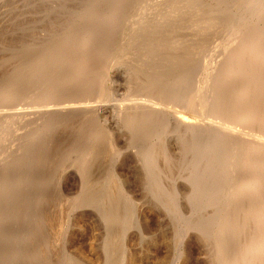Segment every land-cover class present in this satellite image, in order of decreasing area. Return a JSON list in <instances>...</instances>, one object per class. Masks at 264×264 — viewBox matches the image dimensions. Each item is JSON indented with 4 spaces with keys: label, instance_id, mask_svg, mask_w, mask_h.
<instances>
[{
    "label": "rangeland",
    "instance_id": "374dc122",
    "mask_svg": "<svg viewBox=\"0 0 264 264\" xmlns=\"http://www.w3.org/2000/svg\"><path fill=\"white\" fill-rule=\"evenodd\" d=\"M263 71L264 0H0V264H240L252 221L230 214L254 192L223 194ZM184 105L203 139L177 128Z\"/></svg>",
    "mask_w": 264,
    "mask_h": 264
},
{
    "label": "bare ground",
    "instance_id": "6f19581e",
    "mask_svg": "<svg viewBox=\"0 0 264 264\" xmlns=\"http://www.w3.org/2000/svg\"><path fill=\"white\" fill-rule=\"evenodd\" d=\"M208 27V26H207ZM209 28V27H208ZM227 34V33H226ZM256 35V34H255ZM261 35V34H260ZM255 38H257L258 39V36L257 37H255ZM257 39H255V40H257ZM230 41V40H229ZM234 41V40H233ZM243 47V46H242ZM240 48V47H239ZM238 49V48H237ZM241 49V48H240ZM242 49H244V48H242ZM263 51V50H262ZM238 52V51H237ZM240 52V54H241V51H239ZM238 52V53H239ZM243 53V52H242ZM252 61V60H251ZM230 67V66H229ZM230 70V69H229ZM229 72V71H228ZM264 72V71H263ZM231 73V72H230ZM230 73H228V74H230ZM254 73V72H253ZM253 73H252V77L250 76V80H249V78H248V80H249V83H250V86H251V83H253L254 84V81H255V78H257L256 77V74H254L253 75ZM255 73H258V72H255ZM251 74V73H250ZM180 75V74H179ZM227 76H229V75H227ZM175 77V76H174ZM219 77V76H218ZM219 78H221V77H219ZM241 79V78H240ZM252 79H253V81H252ZM162 80V79H161ZM243 80V79H242ZM245 80V84L247 83L246 82V79H244ZM107 81V80H106ZM105 81V82H106ZM175 81V80H174ZM212 82H214L213 80H211ZM211 81L210 82H208L209 84L211 83ZM222 82V81H221ZM239 82H241V81H239ZM208 83H206V84H208ZM223 83V82H222ZM158 84V83H157ZM216 85H217V83H215ZM219 84H221V83H219ZM239 84V83H238ZM147 85V84H146ZM165 85V84H164ZM212 85V84H211ZM240 86H241V84H239ZM238 85V86H239ZM143 86H145V85H143ZM158 86V85H157ZM176 86V85H175ZM182 86V85H181ZM201 86V85H200ZM203 86V85H202ZM207 86V85H206ZM205 86V87H206ZM213 86V85H212ZM218 86V85H217ZM223 86V85H222ZM221 86V87H222ZM146 87V86H145ZM163 87V86H162ZM199 87V86H198ZM209 87V86H208ZM215 87V86H214ZM244 87H246V86H244ZM252 87H253V85H252ZM254 87H255V85H254ZM147 88V87H146ZM178 88V87H177ZM228 87H226L225 89H227ZM241 88V87H240ZM258 88H259V86H258ZM258 88H256V89H258ZM188 89V88H187ZM196 89V88H195ZM203 89H205V88H203ZM215 89V88H214ZM233 89H235V88H233ZM233 89H231L230 91H232ZM241 89H243V91L244 92H247V91H245V88H241ZM249 89H251V88H249ZM143 90V89H142ZM147 90V89H146ZM199 90V89H198ZM197 90V91H198ZM208 90V89H207ZM206 90V91H207ZM218 90H220V89H218ZM223 90V89H222ZM247 90V89H246ZM253 90V89H252ZM255 90V89H254ZM252 91V93L253 92H255V91ZM259 90V89H258ZM209 91V90H208ZM211 91H213V90H211ZM215 91V90H214ZM228 91H229V89H228ZM229 91V92H230ZM236 91V92H235ZM234 92H235V94H238L237 92L239 91H237V90H235ZM260 91H262V90H260ZM260 91L259 92H257V93H260ZM140 92V91H139ZM158 92V91H157ZM160 92V91H159ZM172 92V91H171ZM190 92H191V90H190ZM202 92V91H201ZM241 92V91H240ZM248 92H250V91H248ZM102 93V92H101ZM156 93V92H155ZM167 93H169L168 91H167ZM173 93V92H172ZM197 93V92H196ZM195 93V94H196ZM203 93H205V92H203ZM210 93H212V92H210ZM216 94H217V92H215ZM214 93V94H215ZM233 93V92H232ZM242 93V92H241ZM256 93V92H255ZM255 93H253V94H255ZM80 94V93H79ZM148 94V93H147ZM146 94V95H147ZM149 94H151L150 92H149ZM197 94H200V93H197ZM207 94V93H206ZM224 94V93H223ZM223 94H222V96H223ZM229 94V93H228ZM234 94V95H235ZM247 94V93H246ZM262 94H263V96H264V93L262 92ZM82 95V94H81ZM177 95V94H176ZM175 95V96H176ZM219 95V94H218ZM243 96L245 95V94H242ZM242 95H241V98H242ZM247 95H249V96H244V98L246 97H250V95L251 96H253L252 94H247ZM144 97H145V94L143 95ZM148 96V95H147ZM146 96V97H147ZM152 96H153V94H152ZM151 96V97H152ZM157 96H158V94H157ZM186 96H187V94H186ZM199 96V95H198ZM201 96L202 97H204V95L203 94H201ZM213 96V95H212ZM221 96V97H222ZM225 96V95H224ZM239 96V95H238ZM258 96H259V94H258ZM257 96V97H258ZM262 96V95H261ZM56 97V96H55ZM142 97V96H141ZM143 97V99H145ZM155 97V96H154ZM165 97H167V96H165ZM164 97V98H165ZM183 97H185V94H184V96ZM233 97V96H232ZM255 97H256V94H255ZM40 98V97H39ZM46 98V97H45ZM50 98V97H49ZM130 98V97H129ZM149 98V97H148ZM163 98V99H164ZM182 98V97H181ZM195 98V97H194ZM193 98V99H194ZM218 98V97H217ZM224 98V97H223ZM228 98V97H227ZM240 98V97H239ZM240 98V99H241ZM245 98V99H246ZM254 98V97H253ZM47 99H48V97H47ZM85 99V98H84ZM150 99V98H149ZM152 99H154V98H152ZM197 99V98H196ZM196 99H194V100H196ZM211 99V98H210ZM218 99H220V98H218ZM234 99V98H233ZM232 99V100H233ZM239 99V100H240ZM249 100H251V101H247V102H245V100H243L242 99V104L243 105H241V107H240V109H238V105H236V109H237V114L235 115V112H234V115H235V117L238 119V120H246V121H244L245 123H243V120L241 121L242 123H240V122H238V121H236V124L239 126V128H241V130L242 129H245V128H247V131L248 132H250V133H253V134H255V140H253V139H251L250 138V140H253V141H251L250 142V144H248L247 145V147H246V149H247V151H244V152H247L246 154V159H244V160H246V162L248 163V169L247 168H245V169H247L246 171H247V174L246 175H244V177H241L238 181L236 180V181H234V183H232V185L234 186L233 187V194H232V196H230V194H229V192H230V190H229V192L227 193H224L223 195H225V194H227L226 195V200L228 201V202H230L231 203V201L232 202H234L233 200H231L232 198H234V197H236V199L237 198H239V199H244V198H246V197H250V193H252V192H254L253 194H251V201H249L248 200V202L247 201H245V200H243V202L245 201V202H247L246 204H244L243 202H241V203H243L244 205L243 206H241L240 207V205L239 206H237L236 208H233V211H232V213L230 214V216H231V218H233V220H234V218H238L240 215H241V217L243 218V219H241V220H244V222L242 223V224H247V223H250V220L252 221V224H250V228H252V230L250 229V231H251V236H250V231H248L247 233H249V237L246 239V242L244 243V244H242V250H239V248H238V250L236 249V247L234 248V250L232 251V252H234V253H232L233 255L232 256H234L235 254H238V260L240 261H237V262H239L240 264H264V97H258V99H256L255 98V102L253 103V101H252V97L251 98H248ZM247 99V100H248ZM156 100H158V99H156ZM156 100H154V101H156ZM159 100H160V98H159ZM158 100V102H161V100L159 101ZM175 100V99H174ZM178 100H181L180 98L178 99ZM203 100V99H202ZM215 100H216V98H215ZM222 100V99H221ZM224 100H226L225 98H224ZM228 100H230L229 98H228ZM239 100L237 99V101L239 102ZM257 100V101H256ZM84 101V100H83ZM125 101V100H124ZM153 101V100H152ZM182 101L184 102V100L182 99ZM185 101H187V100H185ZM189 101H191V100H189ZM193 101V100H192ZM197 101V100H196ZM208 100L206 99V102H207ZM231 101V100H230ZM236 101V102H237ZM135 102V101H134ZM157 102V101H156ZM178 102V101H177ZM199 103H200V101H198ZM197 102V103H198ZM204 102V101H203ZM202 102V103H203ZM215 102V101H214ZM218 102V101H217ZM221 102V101H220ZM233 102H235V101H233ZM241 102H240V104H241ZM37 103H39V102H37ZM48 103V102H47ZM148 103H150V101L148 102ZM148 103H146V104H148ZM196 103V102H195ZM210 103V102H209ZM227 104L229 103V102H226ZM231 103V102H230ZM125 104V103H124ZM153 104V103H152ZM156 104H158V103H156ZM172 104V103H171ZM179 104H182L183 105V103H180L179 102ZM201 104V103H200ZM199 104V105H200ZM205 104V103H204ZM203 104V105H204ZM211 104H213L212 103V99H211ZM40 105V104H39ZM136 105V104H135ZM150 105V104H149ZM161 105V104H160ZM168 105V104H167ZM177 105V104H176ZM195 105V104H194ZM208 105H210V104H208ZM223 105H224V103H223ZM222 105V106H223ZM226 105V104H225ZM230 105H232V103L230 104ZM34 106V105H33ZM138 106V105H137ZM145 106V105H144ZM157 106V108H158V105H156ZM185 106L186 105H184V108H185ZM214 106H215V104H214ZM217 106H218V104H217ZM217 106H215L216 107V109H217ZM233 106H234V104H233ZM139 107V106H138ZM141 107V106H140ZM143 107V106H142ZM154 107V106H153ZM162 107V106H161ZM177 107H179L178 105H177ZM176 107V108H177ZM188 107V106H187ZM198 107V106H197ZM213 107V106H212ZM215 107H213V108H215ZM229 107V106H228ZM136 108V107H135ZM134 108V109H135ZM144 108V107H143ZM165 108V107H164ZM163 108V109H164ZM183 108V107H182ZM200 108V107H199ZM209 108H210V106H209ZM208 108V110H210ZM223 108V107H222ZM221 108V109H222ZM156 109V108H155ZM154 109V110H155ZM175 109V108H174ZM178 109V108H177ZM185 109H187V110H185L184 111V109L183 110H177V112L175 113V117L173 118V120L174 119H176V121H177V123H176V126H177V128L179 129V126L177 125V124H181V125H185V127L184 128H186L187 126H188V128L187 129H189V127L191 128V131L190 132H192V127H194L193 128V130H196V135H197V131L198 132H200V133H198V135L200 136L201 135V132H203L204 131V128H210V127H205V126H207V124L205 125V123L204 122H202V121H199V120H201L199 117H201V114H202V112H201V114H200V116H197L194 112H197V109L196 108H194V107H191V108H189L190 110H188V108H185ZM203 109V108H202ZM205 109V108H204ZM204 109L202 110V111H204ZM212 109V108H211ZM219 109V108H218ZM235 109V110H236ZM149 110V109H148ZM153 110V109H152ZM153 110V111H154ZM156 110H158V109H156ZM160 110V109H159ZM172 110H173V108H172ZM171 110V111H172ZM199 110V109H198ZM201 110V109H200ZM199 110V111H200ZM227 110H229V109H227ZM231 110V109H230ZM229 110V111H230ZM234 110V109H233ZM128 111V110H127ZM150 111H151V109L149 110V113H150ZM186 111H187V113H186ZM193 111V112H192ZM211 111V110H210ZM210 111H209V114L208 115H210ZM212 111H214V110H212ZM211 111V112H212ZM217 111H219V110H217ZM141 112V111H140ZM143 112V111H142ZM167 112H169V111H167ZM205 112H206V110H205ZM216 112V111H215ZM224 112V111H223ZM223 112L221 111L220 113H219V115L220 114H223ZM225 112H226V110H225ZM230 112H232V111H230ZM148 112H147V114H146V112L144 113V114H146V115H148L149 114ZM165 113V112H164ZM172 113V112H171ZM204 113V112H203ZM217 113V114H218ZM151 114H152V111H151ZM155 114V113H154ZM204 114H206V113H204ZM213 114H214V116L215 117H217L216 116V114L215 113H212V116H213ZM227 114V113H226ZM231 114V113H230ZM229 114V115H230ZM234 115H233V117H234ZM129 116V115H128ZM145 116V115H144ZM151 116V115H150ZM166 116H167V114H166ZM165 116V117H166ZM197 116V117H196ZM205 116V115H204ZM207 116V115H206ZM226 116V115H225ZM224 115H223V117H225ZM228 116V115H227ZM226 116V117H227ZM230 116H232V115H230ZM211 117V116H210ZM214 117V118H215ZM222 117V118H223ZM232 117V118H233ZM148 118V117H147ZM212 118V117H211ZM221 118V119H222ZM231 118V117H230ZM169 119V118H168ZM199 119V120H198ZM206 119V118H205ZM209 119V118H208ZM216 119V118H215ZM207 120V119H206ZM9 121V120H8ZM175 121V120H174ZM224 121H226V120H224ZM230 121V120H229ZM232 121V120H231ZM230 121V122H231ZM234 120H233V122H235ZM2 122H5V121H2ZM207 122V121H206ZM210 122H213V120L212 121H210ZM215 122H219V121H216L215 120ZM230 122H228V123H230ZM208 123V122H207ZM216 123V124H217ZM224 123V122H223ZM227 123V124H228ZM172 124H174V123H172ZM215 124V123H214ZM218 124H220L221 125V123H218ZM225 124H226V122H225ZM225 124H223V126L225 125ZM231 125V128H233L232 127V123H230ZM209 125V124H208ZM219 125V126H220ZM229 125V124H228ZM236 125V126H237ZM211 126V125H210ZM218 126V127H219ZM223 126L222 127H220V129L222 128V130H224V128H223ZM234 126V128H235V125H233ZM211 127H213V126H211ZM225 127V126H224ZM176 127H175V129H177ZM182 128V127H181ZM202 128H203V131H202ZM215 128V127H214ZM217 128V127H216ZM228 129H230L229 127H227ZM226 128V129H227ZM237 128V127H236ZM175 129H174V132H176L175 131ZM187 129H184V131L186 132V130ZM210 129H212V128H210ZM219 128H218V130H220ZM181 130V129H180ZM201 130V131H200ZM207 130V129H206ZM214 130V129H213ZM217 130V129H216ZM236 130H238V129H236ZM236 130H234L233 129V133H235V134H237L236 133ZM240 130V129H239ZM240 130V131H241ZM3 131V130H2ZM182 131V130H181ZM188 131L189 130H187V132L186 133H188ZM207 131H209V129L207 130ZM206 131V136H207V138H209V136L207 135V132ZM225 131V130H224ZM230 130H228V132H229ZM246 131V133H248ZM6 132V131H5ZM4 132V133H5ZM147 132H149V131H147ZM205 132V131H204ZM210 132V131H209ZM213 132V131H212ZM216 132V131H215ZM226 133H227V131H225ZM225 132L223 133V134H225ZM243 132H244V130H243ZM243 132H241L242 134H243ZM3 133V134H4ZM151 133V132H150ZM178 133H180L179 131H178ZM182 133V132H181ZM186 133H184L183 135L185 136V134ZM216 133H219V132H216ZM220 133H222V132H220ZM240 132L238 133V134H241ZM245 133V134H246ZM1 134V133H0ZM175 134V133H174ZM203 134H205V133H203ZM215 134V133H214ZM214 134H212L211 133V135H214ZM229 134V133H228ZM231 134V133H230ZM249 134V133H248ZM181 135V134H180ZM189 135H191V134H189ZM219 135H221V134H219ZM3 136V135H2ZM194 136V135H193ZM192 136V137H193ZM214 136H216V135H214ZM236 136H238V135H236ZM248 136V135H247ZM247 136H245L246 138H247ZM250 136V135H249ZM3 137H5V136H3ZM196 137H198V136H196ZM201 137V139H203L202 138V135L200 136ZM205 137V136H204ZM218 137H220V136H218V134H217V136H216V138H218ZM225 137V136H224ZM223 137V138H224ZM241 137H243V138H241V140L242 139H244V136H242L241 135ZM251 137V136H250ZM254 136H252V138H253ZM195 138V137H194ZM229 138V137H228ZM238 138H240L239 136H238ZM129 139H131V138H129ZM214 139V138H213ZM218 139H220V138H218ZM231 139H233V138H231ZM235 139V138H234ZM247 139H249V138H247ZM1 140V139H0ZM207 141H209V139H206ZM205 140V141H206ZM223 140V139H222ZM227 140V139H226ZM229 140H230V138H229ZM229 140H227V141H229ZM245 140V139H244ZM225 141V140H224ZM246 141H249V140H246ZM246 141H244V142H246ZM1 142H3V141H1ZM214 142V141H213ZM215 142H219V141H215ZM220 142H221V139H220ZM206 143V142H205ZM212 143V142H211ZM223 143V142H222ZM221 143V144H222ZM237 143H238V139H237ZM240 143V142H239ZM249 143V142H248ZM198 143H196V145H197ZM217 143H215V144H213V145H211V144H209L208 143V145H211V147L209 148V147H207V148H209L210 149V151H211V148L214 146V145H216ZM243 144H245V143H243ZM2 145V144H1ZM206 145H207V143H206ZM241 145H242V141H241ZM164 146V145H163ZM205 149L206 151L208 150V149ZM224 148V147H223ZM227 148V147H226ZM244 148V147H243ZM1 149V148H0ZM214 149V148H213ZM216 149V148H215ZM217 150V149H216ZM1 151V150H0ZM20 151V150H19ZM209 151V150H208ZM239 151L240 150H238V152L237 153H239ZM193 152V151H192ZM218 152H219V150H218ZM217 152V153H218ZM2 153V152H1ZM22 153V152H21ZM195 153V152H194ZM199 153V152H198ZM216 153V152H215ZM215 153H214V155H215ZM216 153V154H217ZM235 153V152H234ZM200 154V153H199ZM223 154V153H222ZM241 154V153H240ZM213 155V154H212ZM213 155V156H214ZM218 155V154H217ZM197 156H198V154H197ZM228 156L229 157H231L229 154H228ZM240 156V155H239ZM241 156L243 157V155L241 154ZM27 157V156H26ZM198 157H200V156H198ZM202 157V156H201ZM233 157V156H232ZM231 157V158H232ZM234 157H235V154H234ZM197 158V157H196ZM227 158V157H226ZM244 158V157H243ZM203 159V158H202ZM201 159V160H202ZM207 159H208V157H207ZM215 159V158H214ZM216 159H218V158H216ZM233 159V158H232ZM235 159V158H234ZM242 159V158H241ZM25 160V159H24ZM229 160V159H228ZM239 160H240V158H239ZM242 161V162H245V161ZM214 161V160H213ZM221 161V160H220ZM230 161V160H229ZM232 161V160H231ZM233 161H236V160H233ZM8 162V161H7ZM198 162V161H197ZM237 162V161H236ZM246 162H245V164H246ZM214 163V162H213ZM223 163V162H222ZM228 163V162H227ZM230 163V162H229ZM190 164V163H189ZM205 164V163H204ZM216 164V163H215ZM220 164V163H219ZM231 164V163H230ZM244 164V163H243ZM242 164V165H243ZM3 165V164H2ZM194 165H195V163H194ZM225 165V164H224ZM236 165V164H235ZM234 165V166H235ZM241 165V164H240ZM239 165V166H240ZM6 166V165H5ZM204 166V165H203ZM1 167V166H0ZM231 168V167H230ZM243 167H241V169H242ZM243 168V169H244ZM2 169H4V167H2L1 168V170ZM7 169V168H6ZM225 169H227V168H225ZM244 169V170H245ZM230 170V169H229ZM237 170H239V169H237ZM8 171H9V169H8ZM11 171V170H10ZM236 172V171H235ZM10 172H8V173H6L7 174V177L6 178H8V176L10 175L9 174ZM3 174V173H2ZM38 174V173H37ZM4 175V174H3ZM3 177V176H2ZM5 178V177H4ZM9 178H12L11 177V175L9 176ZM8 178V179H9ZM230 179V178H229ZM233 179V178H232ZM237 179V178H236ZM257 179H259L260 180V182H257V183H255V184H252V186L251 187H249V184H247V183H252L254 180V182H256V180ZM1 180H3L2 178H1ZM5 181H8V180H6V179H4ZM1 182V181H0ZM11 182V181H10ZM228 182H229V180H228ZM230 183V182H229ZM228 183V184H229ZM13 184V183H12ZM227 184V185H228ZM231 184V183H230ZM246 184L248 185V186H246ZM6 185V184H5ZM227 185H225V187L227 186ZM246 187V188H245ZM229 188L231 189L232 187H230L229 186ZM224 189V188H223ZM226 190V189H225ZM224 190V191H225ZM3 193V192H2ZM114 194H115V192H114ZM174 194V193H173ZM220 196V195H219ZM221 197V196H220ZM219 197V198H220ZM225 197V196H224ZM221 199V198H220ZM223 199V198H222ZM231 200V201H230ZM226 201V202H227ZM238 202H240L239 200H237ZM237 201H236V203H237ZM225 202V201H224ZM227 202V203H228ZM226 203V205H229V204H227ZM235 203V202H234ZM233 203V204H234ZM241 203H239V204H241ZM238 204V203H237ZM230 206V205H229ZM228 207V206H227ZM228 209V208H227ZM231 209V208H230ZM232 210V209H231ZM229 211V210H228ZM253 211H254V215L253 214H251V213H253ZM235 215H237L238 217H235ZM229 216V217H230ZM256 216H257V219H256ZM228 217V218H229ZM240 219V218H239ZM236 220H238V219H236ZM227 221V220H226ZM240 221V220H239ZM222 222V221H221ZM225 222V221H224ZM230 222H232L233 223V221L231 220ZM223 223V222H222ZM229 223V222H228ZM231 223V224H232ZM241 223V222H240ZM226 224V223H225ZM236 224H237V221H236V223H235V225L234 226H232V225H230V226H232L233 227V229L234 228H236ZM222 226V225H221ZM227 226V225H226ZM229 226V225H228ZM227 226V227H228ZM238 226H240V225H238ZM31 227V226H30ZM223 227V226H222ZM244 227V226H243ZM248 226L246 225V227L245 228H247ZM36 228V227H35ZM226 228V227H225ZM231 228V227H230ZM242 228V227H241ZM243 229V228H242ZM37 230V229H36ZM236 230V229H235ZM245 230V229H244ZM32 231V230H31ZM240 232V234H242L241 233V229L239 230ZM246 231V230H245ZM225 232V234H226V236H232L233 234L231 233V232H227L225 229H223L222 231H221V233L220 234H218L219 235V237H220V240H221V238H223V233ZM216 233H217V231H216ZM236 235H238L237 233H235ZM248 235V234H247ZM217 236V235H216ZM235 237V236H234ZM225 239H226V237H224ZM228 239H227V242L229 241V237H227ZM231 239L233 240V238L231 237ZM236 239V238H235ZM223 240V239H222ZM231 240V241H232ZM239 240V242H240V239H238ZM242 240H244V238L242 239ZM218 241V240H217ZM231 241H229V242H231ZM245 241V240H244ZM220 241H218V243H219ZM225 242V241H224ZM235 242V241H234ZM237 243V242H236ZM235 243V244H236ZM241 243H242V241H241ZM224 243L222 242V245H223ZM238 245V244H237ZM241 246V245H240ZM4 247V246H3ZM241 249V248H240ZM2 251V250H1ZM220 251H222V250H220ZM247 252V253H246ZM64 254V253H63ZM84 254V253H83ZM230 254V253H229ZM242 254V255H241ZM239 255H241V256H239ZM131 256V255H130ZM227 258V257H226ZM225 258V259H226ZM224 259V258H223ZM237 259V258H236ZM231 261V260H230ZM42 262V261H41ZM78 263V262H77Z\"/></svg>",
    "mask_w": 264,
    "mask_h": 264
}]
</instances>
